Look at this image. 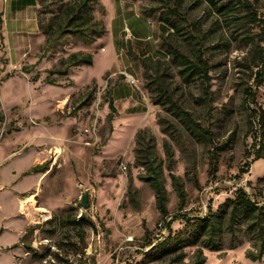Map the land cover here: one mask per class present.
Returning a JSON list of instances; mask_svg holds the SVG:
<instances>
[{
  "label": "rangeland",
  "instance_id": "374dc122",
  "mask_svg": "<svg viewBox=\"0 0 264 264\" xmlns=\"http://www.w3.org/2000/svg\"><path fill=\"white\" fill-rule=\"evenodd\" d=\"M14 2L0 0V264H154L141 246L145 231L165 234L155 190L143 181L155 170L173 232L183 217L215 213L237 189L264 203V0H97L102 41L64 34L35 66L45 42L37 19L46 30L60 4L36 0L35 24L33 10ZM128 6L147 20V39L137 44L125 32L113 53L105 34ZM174 50L192 63L201 57L207 78L184 73ZM78 52L91 53L92 65L54 74ZM28 193L34 203L21 210ZM238 237L234 248L225 237L222 250H203V264H264L245 257L249 241ZM194 253L187 248L183 263Z\"/></svg>",
  "mask_w": 264,
  "mask_h": 264
},
{
  "label": "trees",
  "instance_id": "16d2710c",
  "mask_svg": "<svg viewBox=\"0 0 264 264\" xmlns=\"http://www.w3.org/2000/svg\"><path fill=\"white\" fill-rule=\"evenodd\" d=\"M59 7L55 16L52 17L51 23L45 29L42 28L41 21L37 19V28L45 37L44 48L41 56L34 64L37 65L49 52L57 51L59 45L57 41L64 34H71L83 38V43L88 45L94 43L101 38L105 29L100 21H95L92 17L93 7L91 2L97 3V0H68L63 2L57 0ZM22 4L24 7L37 5L36 0H19L14 2ZM143 15H145L143 13ZM164 23H169L163 19ZM170 25V23L168 24ZM171 27H174L172 24ZM172 59L184 67V73L188 76H200L207 78L208 68L198 57L195 62H191L187 57L180 55L175 50L172 52ZM93 63V55L86 52H78L69 54L67 57L58 61L59 69L54 72L55 75L63 77L68 73L69 69L80 66H91ZM259 66L264 68V58L259 55ZM36 79V78H34ZM36 81V80H33ZM45 82L49 84L55 83L49 77L45 78ZM94 84V82H92ZM261 85V83H259ZM87 98L90 100L94 90L86 88ZM169 102V100L167 101ZM170 103V102H169ZM110 113L107 116V122L110 124L115 112L111 101L108 102ZM170 111L180 118L186 124L188 129L197 130L198 126L194 124L189 114L183 112L175 104L170 103ZM260 125L262 127V135H264V111L258 115ZM142 131L136 135V139L140 137ZM262 158L261 154H257L256 159ZM44 168L43 165L34 167L30 170L36 173ZM160 169L158 165L157 170ZM160 172V171H159ZM149 183L158 199V210L160 218L163 220L161 230H165V234H159L156 238L151 237L145 231L143 235V245L141 250L146 249L142 253L144 262L154 264H184V251L187 248H195V253L191 262L186 264H203L205 258L203 250L211 252L220 251L223 248L225 237L232 239L230 244L233 248L239 243L238 235L242 233L249 241L251 249L246 252L245 257L251 262H259L264 258V203L251 201L248 195L242 190L234 191V197L225 200L213 213L210 209L204 217H183V227L173 232L171 225L174 220H168L167 211L164 206L163 189L159 184V175L156 170L153 177H148L143 180ZM175 189L181 202L184 199V193L181 185L174 183ZM182 209V205L179 207ZM74 225H78L73 222ZM143 264V263H135Z\"/></svg>",
  "mask_w": 264,
  "mask_h": 264
},
{
  "label": "crops",
  "instance_id": "0c3cea01",
  "mask_svg": "<svg viewBox=\"0 0 264 264\" xmlns=\"http://www.w3.org/2000/svg\"><path fill=\"white\" fill-rule=\"evenodd\" d=\"M14 1L16 2L19 0H14ZM125 6H127V4H123L122 7H125ZM25 8L33 10L32 13L34 16V22L36 24L35 16H36L37 5H31V6H28ZM122 9L119 11V13H120L119 24L111 27L109 30V33L105 34V37L108 38L107 43L110 44L111 52H113V53L116 51V43L114 42L113 39H118L119 41H122L121 38H122L123 34H124L123 39H125L124 38L125 37V30H127L128 34L133 37L134 42L136 41V43L139 44L140 42H144L147 39L146 36H147L148 31L150 29V26H149L147 20L144 17L140 16L137 13L136 9H134V8L132 9L129 6L126 9H123V10ZM35 28L37 29V24H36ZM98 41H102V40L99 39ZM119 45H123V44L121 43ZM92 47H94V45ZM123 83L124 82H118L117 83L116 88L113 89V94L116 93L117 88H120L124 85Z\"/></svg>",
  "mask_w": 264,
  "mask_h": 264
},
{
  "label": "bare ground",
  "instance_id": "6f19581e",
  "mask_svg": "<svg viewBox=\"0 0 264 264\" xmlns=\"http://www.w3.org/2000/svg\"><path fill=\"white\" fill-rule=\"evenodd\" d=\"M34 196L35 195L33 193L26 194L23 198L19 200V208L22 210L26 204L32 205L34 203Z\"/></svg>",
  "mask_w": 264,
  "mask_h": 264
},
{
  "label": "built area",
  "instance_id": "2783aa9c",
  "mask_svg": "<svg viewBox=\"0 0 264 264\" xmlns=\"http://www.w3.org/2000/svg\"><path fill=\"white\" fill-rule=\"evenodd\" d=\"M125 32L128 33L127 30H125ZM124 76H125V80H126V82H127L129 85L134 86L135 81L133 80V78L130 77V76H128V75H126V74H124ZM120 169H121V170H125V167H120Z\"/></svg>",
  "mask_w": 264,
  "mask_h": 264
},
{
  "label": "water",
  "instance_id": "95a60500",
  "mask_svg": "<svg viewBox=\"0 0 264 264\" xmlns=\"http://www.w3.org/2000/svg\"><path fill=\"white\" fill-rule=\"evenodd\" d=\"M85 204H86V195H84L82 198V207H85Z\"/></svg>",
  "mask_w": 264,
  "mask_h": 264
}]
</instances>
